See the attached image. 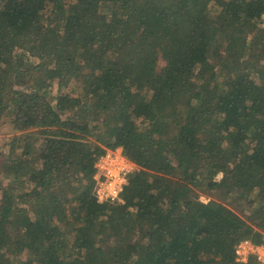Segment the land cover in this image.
<instances>
[{
  "label": "trees",
  "instance_id": "trees-1",
  "mask_svg": "<svg viewBox=\"0 0 264 264\" xmlns=\"http://www.w3.org/2000/svg\"><path fill=\"white\" fill-rule=\"evenodd\" d=\"M4 125L0 264H256L264 0H0Z\"/></svg>",
  "mask_w": 264,
  "mask_h": 264
},
{
  "label": "built area",
  "instance_id": "built-area-1",
  "mask_svg": "<svg viewBox=\"0 0 264 264\" xmlns=\"http://www.w3.org/2000/svg\"><path fill=\"white\" fill-rule=\"evenodd\" d=\"M96 196L100 201H119L120 194L127 184L128 177L135 169L122 153V149L107 150L95 165ZM239 263H248L255 258L256 264H264V243L254 245L250 240H244L236 247Z\"/></svg>",
  "mask_w": 264,
  "mask_h": 264
},
{
  "label": "rangeland",
  "instance_id": "rangeland-1",
  "mask_svg": "<svg viewBox=\"0 0 264 264\" xmlns=\"http://www.w3.org/2000/svg\"><path fill=\"white\" fill-rule=\"evenodd\" d=\"M16 133L9 125L0 127V153L5 151L6 139L15 136ZM202 200L206 202L207 198L202 197Z\"/></svg>",
  "mask_w": 264,
  "mask_h": 264
}]
</instances>
